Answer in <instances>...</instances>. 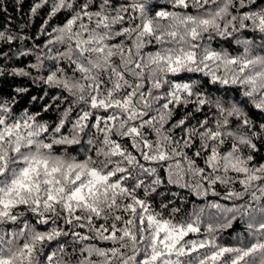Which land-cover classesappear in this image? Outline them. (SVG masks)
Wrapping results in <instances>:
<instances>
[{
	"label": "snow or ice",
	"instance_id": "snow-or-ice-1",
	"mask_svg": "<svg viewBox=\"0 0 264 264\" xmlns=\"http://www.w3.org/2000/svg\"><path fill=\"white\" fill-rule=\"evenodd\" d=\"M44 8V44L20 52L35 62L0 66L58 90L43 112L60 101L52 124L0 99V264H264V0H35L32 16ZM197 73L223 95L200 90ZM235 89L243 100L227 98ZM165 179L204 206L182 220L172 201L156 210ZM238 219L246 234L223 243Z\"/></svg>",
	"mask_w": 264,
	"mask_h": 264
},
{
	"label": "trees",
	"instance_id": "trees-1",
	"mask_svg": "<svg viewBox=\"0 0 264 264\" xmlns=\"http://www.w3.org/2000/svg\"><path fill=\"white\" fill-rule=\"evenodd\" d=\"M35 0H20V3H17L16 0H0V31H6L15 35H23L29 37V39L21 42L20 40L13 41L12 44H7L0 42V66L5 67L6 69H11L14 67H25L27 68L28 64L35 62L34 55L21 56L20 52L33 49L35 45H43L46 38L45 36H40L39 39L36 37L40 33V27L43 24V20L47 16V8L41 9L37 16L33 17L31 14V7L33 6ZM153 3L161 4L162 0H153ZM164 6V5H162ZM64 19L63 14H61L58 18L54 19L51 23L55 26L58 23H61ZM49 31L51 29L49 28ZM246 35H251L250 33H246ZM212 47L217 50L221 48H225L232 52V54H236L239 51L238 47L232 43L231 41L225 42L221 41L219 38L212 42ZM146 52L154 51V48L151 46L145 49ZM46 64L50 65V61H46ZM33 75H37L33 71ZM192 78L200 81L199 88L200 90L207 91L213 96L223 95V93L219 92L220 85L211 84L207 77L202 76L201 74H190ZM17 87H26L29 89L27 93L17 94L14 92V89ZM45 88L46 86L43 84H34L27 77H14L8 76L7 72L4 76L0 77V99L7 98L9 100L12 99L13 96L16 97L18 103L14 107V112L19 115L23 112L24 109H27L30 113L40 112L41 116L38 118L41 121H49L54 124L58 120V112L55 110V105L59 104L60 101L57 100L54 104H52V110L45 113L43 112V108L45 105L52 102V97L57 94L56 89H48V94L45 96ZM33 97H37L35 101H33ZM43 97V100H41ZM235 98L237 101L243 100L244 98L240 96V92L238 89L231 90L227 94V98ZM66 105H63L65 107ZM245 110L253 116L258 123L262 121V118L259 113L255 109H253L250 105H244ZM62 110V109H61ZM191 111V108L187 109ZM184 109L180 108L176 111L173 120H179L184 115ZM203 116L201 114H197V119H202ZM190 124H195L196 120H190ZM67 131V129H65ZM179 131H177V135H179ZM259 151L255 153L256 160L260 162H264V144L260 141H257ZM72 155H76L80 153V158H83V150L77 145L73 146L70 149ZM162 176L163 171L160 173ZM238 187V186H237ZM218 190L223 192L222 187H218ZM176 195H173V194ZM140 195L143 196V192H140ZM207 200H218L222 205L231 206V203L224 200H219L218 197H207ZM169 211L172 207L179 208L180 211L176 213V219L182 220L186 218H190V214L193 211L199 210L200 207L204 206L205 199L197 197L193 192L185 188H178L175 185H169L165 182L157 188V191L152 193L151 195V203L152 206L156 210H160L161 203H168ZM209 212L215 213L214 209H209ZM167 215V212L165 213ZM31 221V217H29ZM34 222V221H33ZM223 216L213 215L209 217L205 215L202 217V223L204 225L208 223H223ZM43 227V226H41ZM246 225L244 222L237 221L233 222L231 228L218 233L223 243H233L236 241L238 237L244 236ZM192 238V237H189ZM54 246V245H53Z\"/></svg>",
	"mask_w": 264,
	"mask_h": 264
}]
</instances>
